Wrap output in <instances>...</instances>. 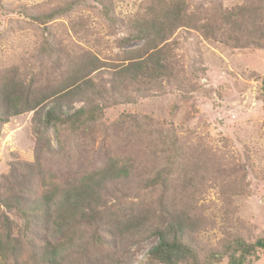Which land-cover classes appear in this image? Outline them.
<instances>
[{"label": "trees", "instance_id": "1", "mask_svg": "<svg viewBox=\"0 0 264 264\" xmlns=\"http://www.w3.org/2000/svg\"><path fill=\"white\" fill-rule=\"evenodd\" d=\"M86 1L18 8L23 20L16 26L30 27L37 42L29 70L18 64L0 69V126L27 112L33 113L35 126L31 159L12 154L9 170L0 177V264H67V250L85 232L89 243L106 248L105 264H134L132 255L120 258V252L149 237L156 243L142 264H252L264 251V235L250 239L225 230L213 250L196 240L209 224L199 217L197 200L204 182L218 173L215 157L210 160L173 123L160 124L146 114L122 112L110 126L102 123L109 107L136 104L165 86L181 90L187 85L183 68L172 58L171 39L181 28L196 29L202 5L195 1L194 12L186 0H141L137 11L122 19L114 0H91L106 26L123 32L117 47L141 43L107 62L100 56L103 36L77 13L88 7ZM206 8L201 13L210 16L203 26L207 36L218 32L222 42L236 49L264 50V0ZM59 18H66L71 35L63 45L53 29ZM260 82L264 95V76ZM49 127L57 150L44 133ZM96 143L103 154L116 148L132 152L125 161L108 157L100 168L66 182L42 168L48 157L71 166L92 155ZM245 189L238 185L230 192L233 197ZM220 198L227 229L236 207L227 200L229 192L221 191ZM11 211L22 220L17 235L6 214ZM34 228L44 232L43 245L27 256L25 245L39 233Z\"/></svg>", "mask_w": 264, "mask_h": 264}, {"label": "rangeland", "instance_id": "2", "mask_svg": "<svg viewBox=\"0 0 264 264\" xmlns=\"http://www.w3.org/2000/svg\"><path fill=\"white\" fill-rule=\"evenodd\" d=\"M114 1L115 14L126 19L137 11L141 0ZM186 1L194 12L196 10L192 8L195 1L202 5V10H197L196 29L181 28L171 39L172 58L183 68L187 85L181 90L165 86L163 91L140 99L136 104L109 107L104 111L102 123L110 126L122 112L146 114L160 124L173 123L179 128V134L190 136L196 141L198 148L205 150L210 160L215 157L219 165L218 173L204 182L197 200L203 216L199 214V217L208 220L209 224L196 238L201 248L213 250L219 246L226 234L225 230L239 231L250 239L264 235V95L260 88V79L264 76V50L236 49L222 42L218 32L213 36H207L203 32V26H206L204 22L210 17L201 13L206 7L219 5L222 9H230L247 0ZM55 2L59 0H0V69L18 64L29 70L32 64L30 60H33L32 53L37 42L36 33L30 27L20 29L16 26L18 21L23 20L18 8H46ZM86 2L88 7L77 13L86 16L103 36L102 59L108 60L107 62L117 61L126 50L140 47V42L117 47L115 42L122 36L121 29L110 30L90 6L93 1ZM66 23V18L53 21L56 41L60 45L71 41ZM98 75L105 77L107 74L100 72ZM173 106L176 108L171 113ZM34 126L32 112L18 115L1 124L0 177L9 170L13 162L12 154L31 159ZM44 133L50 137L53 149L57 150L52 127ZM104 145L107 146L108 142ZM130 152L132 150L129 148H116L103 154L96 143L92 155L81 156L71 166H63L48 157L43 159L42 168L53 173L60 182H66L100 168L108 157L125 161ZM238 185H244L245 192L232 197L230 191ZM221 191L229 192L230 198L227 200L236 207L231 216L234 222L231 226L227 225V229L223 221ZM110 193L111 191L107 199L112 203L115 199ZM6 214L14 221L13 234L17 235L22 220L13 211ZM37 230L39 233L32 244L24 247L27 256L35 247L43 245L44 232L34 228V231ZM88 240V232L81 238H75L73 245L67 250V264H105L102 253L106 248L89 243ZM155 243L154 238H145L125 248L119 257L132 255L134 264H142L144 255ZM126 252L129 254L125 255ZM252 264H264V251L259 253L258 259Z\"/></svg>", "mask_w": 264, "mask_h": 264}]
</instances>
